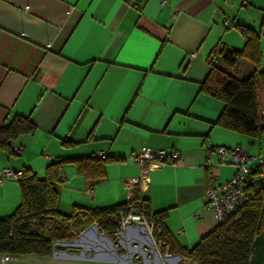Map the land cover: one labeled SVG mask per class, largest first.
<instances>
[{"label": "crops", "instance_id": "obj_1", "mask_svg": "<svg viewBox=\"0 0 264 264\" xmlns=\"http://www.w3.org/2000/svg\"><path fill=\"white\" fill-rule=\"evenodd\" d=\"M161 2L0 0V129L15 117L33 127L9 141V150L0 148V173L59 177L56 208L70 216L74 208L111 209L130 202L123 182L141 175L129 161L132 152L178 151L179 163L150 168L133 197L148 201L152 214H163L162 227L177 250L191 251L218 226L207 206L206 150L240 146L264 160V0ZM237 26L259 35L260 63L238 58L232 67H219L236 80L256 76L259 136L218 126L225 104L201 92L212 53L244 49ZM99 152L108 160L97 165L90 160ZM234 171L211 169L217 183ZM20 204L18 181L5 180L0 219ZM91 226L66 242L75 244L77 253L68 249L61 258L47 259L134 264V255L120 259L112 250L114 238ZM101 236L109 239V248L91 252L89 243L98 245ZM142 257L137 264H196L177 251L169 258Z\"/></svg>", "mask_w": 264, "mask_h": 264}, {"label": "trees", "instance_id": "obj_2", "mask_svg": "<svg viewBox=\"0 0 264 264\" xmlns=\"http://www.w3.org/2000/svg\"><path fill=\"white\" fill-rule=\"evenodd\" d=\"M236 28L243 37L244 49L242 52L229 51L224 47L215 50L212 55L216 57L217 64H212L210 59L211 71L201 84V92L225 104L218 126L246 136H259L262 129L259 127L256 76L236 80L219 67V63L232 67L238 58L246 59L256 67L260 63L259 35L246 27ZM32 130L28 120L15 117L6 128L0 129V148L9 150V141L30 134ZM107 160L92 157L90 161L99 165ZM49 175L48 172L44 180H39L28 171H23V177L18 181L21 204L11 216L0 219V256L47 259L54 251V240L65 243L74 239L70 226L81 227L83 218L95 224L105 236L114 237L118 231L114 218L119 220L120 213L127 216L141 208L145 220L153 222L155 233L160 228L159 238L165 241L169 254L177 251L184 259L196 264H264L262 193H250L243 208L225 223L218 224L191 251H185L176 249L162 227L163 214H152L148 201L135 196L132 201L111 209L74 208L72 215H64L56 208L57 184L61 179Z\"/></svg>", "mask_w": 264, "mask_h": 264}, {"label": "built area", "instance_id": "obj_3", "mask_svg": "<svg viewBox=\"0 0 264 264\" xmlns=\"http://www.w3.org/2000/svg\"><path fill=\"white\" fill-rule=\"evenodd\" d=\"M173 0H162L161 5H170ZM245 4L248 0H241ZM212 64H217L214 55L211 57ZM15 154H19L21 150L14 149ZM96 159L104 160L107 155L105 152L96 153ZM181 159L178 151L167 152L164 149L152 150L148 148H140L131 153L129 161L140 168L139 179H127L123 182L125 192L128 194L130 201L133 200L134 186L145 182L148 171L152 167L176 166ZM214 162V163H213ZM231 166L234 168L233 176L224 183H217L215 176L211 172L213 167ZM203 169L207 172L206 196L207 206L212 209L218 224L225 223L239 209L243 208L249 199V194L262 193L264 195V160L260 155H249L240 146L231 149L218 147L214 150L208 149L205 152V163ZM23 177V171L13 172L10 169H3L0 173V186L5 180L19 181ZM113 222L120 229L137 225L149 226L154 228L153 222H147L144 212L140 208L133 210L127 216L119 214V220L114 218ZM117 233V232H116ZM115 233V234H116ZM160 228L155 234L161 247H165V258H169L170 254L166 247L165 241L159 238ZM1 256L0 264H4L5 259Z\"/></svg>", "mask_w": 264, "mask_h": 264}, {"label": "rangeland", "instance_id": "obj_4", "mask_svg": "<svg viewBox=\"0 0 264 264\" xmlns=\"http://www.w3.org/2000/svg\"><path fill=\"white\" fill-rule=\"evenodd\" d=\"M91 225L92 224L88 222L87 218H83V225L81 227L74 228L70 226L71 227L70 232L74 236L73 240L79 239L80 237L79 232L81 231V229H87L88 227H92ZM146 225L147 226L133 225L125 229H120L119 232L117 231V233L113 237L114 239L112 240L113 242L112 250L117 252L118 257L120 259L128 260L129 256L134 255V257L132 256L133 260L130 259V261L134 262V264H137V263H141L144 260V257H142V255L144 254L148 256L150 254H155L156 256L157 255L161 256L162 258L165 257L166 251H163V247H161V245L159 244V241L157 240L155 236L157 232L155 233L154 228L151 231L152 228L149 226V224H146ZM131 229H133L136 232L137 237L130 234ZM100 238L102 239L98 241L102 246L99 243L98 245L97 244L95 245L93 242L89 243L88 247H89V250H91V252H94V248L96 247L102 250H106V248L107 249L109 248V245H110L109 239L105 236H101ZM74 245L75 244H70L66 242L63 243V242H58L57 240H54V243H53L54 251L52 252L53 258H55L56 256L61 258L60 255L64 254V251L68 252L67 251L68 249L74 250L73 252H70V253H74V254L77 253V247H73ZM2 258L5 259L4 264H100L90 259H82V260L79 259L75 261L55 262L54 260L39 259L36 257H31V256L30 257H19V258H10V257L4 256ZM120 263H121V260L119 262L116 260L114 261V264H120Z\"/></svg>", "mask_w": 264, "mask_h": 264}]
</instances>
